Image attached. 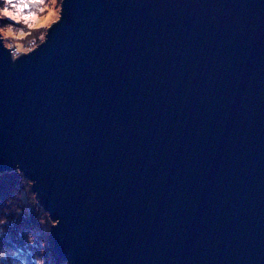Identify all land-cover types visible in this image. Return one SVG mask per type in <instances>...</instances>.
<instances>
[{"label":"water","instance_id":"1","mask_svg":"<svg viewBox=\"0 0 264 264\" xmlns=\"http://www.w3.org/2000/svg\"><path fill=\"white\" fill-rule=\"evenodd\" d=\"M68 264H264V0H62L0 37V172Z\"/></svg>","mask_w":264,"mask_h":264},{"label":"rangeland","instance_id":"2","mask_svg":"<svg viewBox=\"0 0 264 264\" xmlns=\"http://www.w3.org/2000/svg\"><path fill=\"white\" fill-rule=\"evenodd\" d=\"M62 0H13V4L19 6L22 3H26L28 7L24 8L23 11L16 17V9L8 5L7 0H0V37L3 43L10 49L16 50L17 55L20 53L28 52L29 50L36 47L40 42L44 40L47 28L60 16V4ZM8 8L9 11L13 12V17H7L3 15V9ZM29 16L28 20L24 17ZM11 50V49H10ZM11 54L12 50H11ZM4 172V171H3ZM24 176V175H23ZM25 179H27L25 177ZM19 198V211L16 206L13 212L9 216H3L0 225V236L7 237L11 245H13V238L20 234L21 229L24 228L21 223L23 219L34 221L31 223V229L34 236L39 242V247L44 250L45 247H50L53 250V242L50 238V227L54 223L49 217L48 213L42 208L37 201L34 192L31 190V181L27 179L23 189L18 192ZM23 217H22V216ZM30 215V216H29ZM26 216L28 218H26ZM22 226V228H20ZM28 233V232H27ZM27 237V235H26ZM25 243H28L24 240ZM16 244V243H15ZM18 247L19 244H16ZM19 248V247H18ZM47 248V249H48ZM23 250V249H21ZM40 250V251H42ZM26 251V250H24ZM31 251H27L25 254V261H29V264H43L41 261L29 256ZM48 264L50 255L42 259ZM63 264H68L64 261Z\"/></svg>","mask_w":264,"mask_h":264},{"label":"trees","instance_id":"3","mask_svg":"<svg viewBox=\"0 0 264 264\" xmlns=\"http://www.w3.org/2000/svg\"><path fill=\"white\" fill-rule=\"evenodd\" d=\"M26 181L27 179H25L23 174L17 169L0 172V221H2L5 215L10 217V215L15 212V210L13 212L15 206L18 212H20L17 194L20 189H23ZM28 217L26 216V218ZM30 219L31 218H29V220ZM29 220L23 219L19 222L24 228H22V226L20 227L22 228V232L13 238V245L7 242V240H9L7 237L1 238L0 236V264H29V261L23 259L29 250L32 253L29 256L31 257L32 255L33 258L41 261L43 264H47L42 259L46 258L48 255H50L48 264H63L64 261L51 250L50 247H45L44 250L39 247L37 238L32 231H30L31 229H29L31 228V223H34V221H30V223ZM24 240L28 243H25ZM15 243L19 244V248Z\"/></svg>","mask_w":264,"mask_h":264},{"label":"snow or ice","instance_id":"4","mask_svg":"<svg viewBox=\"0 0 264 264\" xmlns=\"http://www.w3.org/2000/svg\"><path fill=\"white\" fill-rule=\"evenodd\" d=\"M8 5L12 6L13 8L16 9V17L19 16V14L23 11L24 8L28 7V5L26 3H22L19 6L13 4V0H7ZM3 15L7 16V17H13V12L9 11L8 8H4L3 9ZM13 17V18H16ZM30 17L29 16H25L24 19L28 20Z\"/></svg>","mask_w":264,"mask_h":264},{"label":"built area","instance_id":"5","mask_svg":"<svg viewBox=\"0 0 264 264\" xmlns=\"http://www.w3.org/2000/svg\"><path fill=\"white\" fill-rule=\"evenodd\" d=\"M10 49L12 50L13 56H17V52H16V50L13 49V48H10ZM11 50H10V51H11Z\"/></svg>","mask_w":264,"mask_h":264}]
</instances>
